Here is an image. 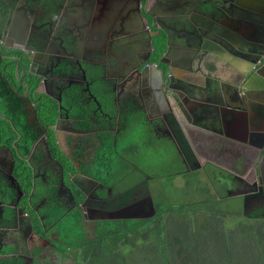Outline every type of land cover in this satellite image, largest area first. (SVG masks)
Returning a JSON list of instances; mask_svg holds the SVG:
<instances>
[{
  "label": "trees",
  "instance_id": "1",
  "mask_svg": "<svg viewBox=\"0 0 264 264\" xmlns=\"http://www.w3.org/2000/svg\"><path fill=\"white\" fill-rule=\"evenodd\" d=\"M153 43L155 49L150 61L156 62L165 48V35L155 36ZM8 68L13 75L14 64ZM93 78L90 90L95 101L87 100L86 94L75 84L65 85L61 93L62 114L77 119L78 129L94 130L91 136L96 146L91 162L85 161L82 144L75 146L70 157L60 150L52 128L59 114L58 103L37 91L36 77L25 78L26 97L35 108L37 121L45 128L49 154L60 163L62 180L74 197L75 208L64 216L65 209L57 199V176L48 168L44 174L48 178L45 183L41 178H33V167L44 157L42 150L37 147L29 161L24 158L36 138L25 111L20 108L26 85L19 90L7 91L0 81V145L9 148L13 156L12 175L22 193L18 203L30 214L35 233L47 236L49 249L55 252V257L50 259L46 255L40 256L42 248H35L31 264H264V215H242L240 198L227 196L228 173L210 165L190 172L178 165L176 176L182 177L187 191L195 198L174 202L162 191L167 183L160 182L158 187H152L154 174L146 170L145 173L151 176L147 177L152 189L154 215L100 220L94 222L91 229L86 228L78 206L83 195L69 180L70 176L80 172L92 177L103 185L101 195L107 187L112 188L113 193L122 192L146 177L136 170L129 155L133 157L143 145L155 148L165 141L157 138L143 122L142 114L131 107L120 114L118 129L114 131L117 111L113 91L98 79L97 74ZM138 140H141L139 144ZM165 142L169 151L174 150ZM172 152L171 156L179 161L175 150ZM198 173L203 175L202 179ZM168 179L172 176H167ZM14 197L15 189L0 174V202L8 204ZM235 199L238 201L234 207H220ZM40 200L38 209H32ZM5 211V217L10 218L12 209ZM53 232L55 236L49 238ZM0 264H22V260L14 256L3 258Z\"/></svg>",
  "mask_w": 264,
  "mask_h": 264
},
{
  "label": "flooded vegetation",
  "instance_id": "2",
  "mask_svg": "<svg viewBox=\"0 0 264 264\" xmlns=\"http://www.w3.org/2000/svg\"><path fill=\"white\" fill-rule=\"evenodd\" d=\"M101 1L105 2L101 3ZM136 8H139L141 13L137 12ZM145 12L155 14L156 18L170 27V36L159 29L161 24L158 22L153 23L151 17ZM77 20H80L81 24H84L85 21L89 22L87 30L81 35L84 40H79L74 32L73 27ZM181 20L185 23H181ZM221 21H224V24L228 23V28L224 27L223 30L216 31V26L222 24ZM236 21L241 22V24L238 23V25H242L240 29L237 27ZM98 22H112L110 28H106L107 38L108 35H113L117 40L108 47L106 44L107 39L104 44V51L110 53L112 60L113 58L117 60L115 62L117 67L122 70L118 74V78H122L120 81L130 80L134 84L137 82V85L139 84V94H144L145 90L149 89L144 85L146 83L143 75L150 72L152 75L149 83L151 90L159 97L164 95L163 91L164 88L166 89L165 85L168 82L166 83L162 77L164 83L161 85L160 74L164 75L165 71L161 67L162 63L159 62V59L166 58L162 56L165 53L166 46L156 62L150 61L155 49L153 38L162 33L165 35V41L167 38L170 40L175 32L184 34V37L189 40L194 38L191 32L199 35L202 40L207 38L214 40L217 37L229 39L230 33L232 31L236 32L238 28L237 32L240 31V33L234 32L233 35H237V38L248 42L245 54H248V58H254L251 59L252 61H258L259 65L264 63V0H160V2L145 0L139 6L133 0H0V81L5 84L7 91L19 90L21 86L26 85V91L21 94L23 99L20 108L23 111L27 107V103L24 101L28 88L25 82L26 77L33 76L38 79V92L45 93L56 101L59 94L60 103L57 102L58 109L60 106L59 114L63 118L66 116L68 120H65V118L60 120L58 130L54 131L55 137L57 138L56 133L59 131L69 136L68 149L63 152L69 157L77 144L84 145L83 156L86 162H91L90 160L93 159V150L96 146L91 142L93 128L80 130L76 127L77 119L62 114L61 93L65 85L73 84L79 85L83 91V84L86 92L94 98L90 87L94 81L93 77L96 71L95 68H92L91 72L88 69L94 67L96 58L91 55L85 58L91 61V65H89L86 63L87 61L82 62V56H79V53L98 45V34H96V24ZM250 22L255 23L257 27L254 29ZM246 23L251 27L247 26L246 28ZM153 24L157 28L152 27ZM250 28L256 30L253 36L255 40L253 39V41L251 36L245 37L247 33H250ZM230 30L231 32H229ZM220 44L227 48L230 43L226 41ZM231 45L233 46V44ZM12 49H16L17 52L11 51ZM22 52L25 53V57L21 55ZM13 61H20V64ZM10 64H14L13 75L10 74L8 68ZM88 66L90 67L88 68ZM50 69L52 70L50 71ZM35 72L44 73L46 77L38 76L34 74ZM82 72H84L85 79L82 77ZM67 75L69 77L74 76V79L67 78ZM139 75L143 77L138 79ZM5 80L8 81V86L11 89L8 88ZM47 80L55 81L53 92L44 88ZM16 81L17 83H15ZM113 100L116 103L115 108L117 111L115 120L119 124L120 114L131 106L118 102V97L115 94ZM131 108L135 109L136 107L132 106ZM59 114L56 120L59 118ZM26 118L28 119L27 113ZM38 124L43 127L39 122ZM37 126L35 125V127ZM31 128L35 131L34 127ZM251 133L249 128V134ZM36 138L29 149V153L24 156L28 161L37 147L43 152V146L36 141ZM83 141H86V143ZM233 142L237 143L238 146L234 145V147L237 148L236 150H240L242 158L230 162V166L223 169L229 175L227 176L228 187L226 192L229 197L240 198L241 211L244 212L249 207L254 208L264 205V131L255 136L241 133L239 137H233ZM5 148L7 147L0 145V174L12 186L6 176L10 160L5 153ZM233 154L235 152H232ZM43 155L42 162L33 167V178H41L45 183L48 178L44 174L48 168L57 176V199L65 209L62 215L64 216L75 208L72 191L62 180L60 163L51 156L52 159L47 158L44 152ZM74 164L77 165V162ZM72 177L80 180L82 186L88 191V200L85 203L88 205L89 201V207L107 211L114 210L113 208L117 207L115 198H117L119 192L113 193L112 188L107 187L104 194L101 195L103 185L92 177L80 172L72 174L70 179ZM69 193L72 195V200L69 198ZM21 194V190L20 193L15 191V197L11 202L8 204L0 202V260L15 256L21 258L22 264H31L32 252L35 248L44 249L43 241L49 243V247L51 245L47 236H40L32 229L30 214L25 212L18 203ZM82 195L83 198L78 202L81 214L83 213L81 204L86 199L84 193ZM41 203L42 200L32 209L37 210ZM6 208L12 209L10 218L5 217ZM82 219L85 223L93 226L96 221L113 218L84 219L82 216ZM51 234L55 236L56 233ZM54 236L48 235L49 238Z\"/></svg>",
  "mask_w": 264,
  "mask_h": 264
},
{
  "label": "crops",
  "instance_id": "3",
  "mask_svg": "<svg viewBox=\"0 0 264 264\" xmlns=\"http://www.w3.org/2000/svg\"><path fill=\"white\" fill-rule=\"evenodd\" d=\"M221 22V26H216V31L228 26V23ZM81 23L77 20L73 27L76 34L81 29ZM238 23L241 22L236 21L240 29L242 25ZM96 25L99 43L79 53L82 62L87 61L91 65V61L85 58L95 56L96 64L87 69L91 72L95 68L98 79L107 83L113 91V98L115 94L118 102L136 107V111L142 114L143 122L154 131L156 137L173 145L186 171L201 169L205 165L227 169L230 162L242 158L240 150L234 147L238 145L233 142V137H239L241 133L255 136L264 131V63L259 65L258 61L247 59L245 49L248 42L233 35L235 31H229V39H214V44L209 45L206 51L197 49L195 38L189 40L182 33H173L170 49L163 59L166 63L162 65L165 75L171 74L179 88L174 96L167 88L165 95L158 97L149 85L152 76L150 72L143 75L144 85L149 88L144 94L138 93L137 82L135 85L130 80L120 81L122 78H118V74L122 70L117 67V60H112L110 53L104 51L106 28H110L112 22H98ZM239 29L235 33H240L237 32ZM79 40L84 38L81 36ZM207 41L204 39V42ZM226 41L230 44L224 48L220 43ZM143 76L139 75L138 79ZM73 77L67 75V78ZM54 84L55 81L47 80L44 88L53 92ZM82 88L87 100L95 99L90 97L83 84ZM113 104L116 106L114 100ZM116 122L114 131L118 129ZM56 136L60 150L66 152L69 136L60 131ZM91 142L95 144L93 137ZM232 152L235 154L232 155ZM144 179L150 191L148 177L138 183Z\"/></svg>",
  "mask_w": 264,
  "mask_h": 264
},
{
  "label": "water",
  "instance_id": "4",
  "mask_svg": "<svg viewBox=\"0 0 264 264\" xmlns=\"http://www.w3.org/2000/svg\"><path fill=\"white\" fill-rule=\"evenodd\" d=\"M133 1L135 2V4L137 6L141 5V3H142L141 0H133ZM155 1H159L160 2V0H155ZM175 1H177V0H175ZM104 2L105 1H101V3H104ZM136 11L141 13L139 8H136ZM145 13L148 14L151 17V20L153 21V23H156V22L160 23L161 26H159V29H161L167 35L170 36V33H169V31H170L169 28L170 27L166 26L163 21H161L160 19L156 18L155 14L150 13V12L149 13L145 12ZM250 23H251V26L254 27V29H255V27H257L255 25V23H252V22H250ZM80 25H81V27H80L81 29L77 31V36L79 38H81V35H83L85 33V30H87V28L89 26V22L85 21L84 24H80ZM245 25H246V28H247V26L251 27L248 23H246ZM152 27L157 28V26L155 24H153ZM255 31L256 30H251V28H250V33H247L245 35V37H250L251 36V40L253 41V39H254L253 36L255 34ZM191 34H193L194 38L197 40L196 43H195V46L197 47V49H201L202 51H206V49L209 48V45H211L214 42V40H211V39L207 38L210 41H207L206 44H205L204 40H202V38L199 35H197L194 32H191ZM107 39H108V41L106 42V44H107L108 47H110L117 40L116 37H113V35H108ZM60 45H61V43H60ZM165 46H166L165 53H163L162 56L166 57L167 56V52L170 49V40H169V38L166 39ZM61 47H62V45H61ZM11 51L17 52L16 49H12ZM21 55L23 57H25V53L22 52ZM255 58L257 59V57H255ZM247 59L252 61L254 58L252 59V57H249ZM13 62L16 63V64H20V61H13ZM159 62L160 63H166L165 61H163V59H159ZM167 65L169 66L170 64L167 63ZM51 70L52 69H50V71ZM82 73H83L82 77L85 79L84 72H82ZM34 74H36L38 76H41L43 78L46 77V75L44 73H41V72L40 73L39 72H35ZM162 77L165 79L166 83L168 82V84L165 85L166 89L167 88L170 89L172 91L173 96H174L175 93L178 92L177 91V88H179L178 85H176L174 83V80L172 79L171 74L170 75H168V74L162 75V73L160 74V78H161V82H162L161 85L164 83ZM5 83L8 86V81L5 80ZM8 88L11 89V87H9V86H8ZM162 90H163V88H162ZM163 92H164V95H165V88H164ZM24 101H25V103H27V107L25 109V112L28 115V119H27L28 123H29V125L31 127L35 128V131H36V134H37L36 141L39 142L40 144H42L43 152L45 153L46 157L47 158H51L49 153H48V148H47L45 137H44L45 130H44L43 127L39 126L37 118H36V114H35V109L32 106V104L28 101V99L26 97H24ZM57 102L60 103V95L59 94H58V97H57ZM59 109H60V106H59ZM64 118H65V120H68V118L66 116ZM64 118L61 117V115L59 114V118L55 121V123L53 125V130L54 131L58 130V124H59L60 120H62ZM35 125H38L39 127L38 126L35 127ZM5 153L7 154V156L9 157V160H10L9 168H8L7 173H6L7 179L9 181V183L12 185V187H14L16 193H20L18 184H17L15 178L11 175V169H12V165H13L12 164L13 163L12 153H11V151L8 148H5ZM54 162L57 163L55 160H54ZM59 169H60V166H59ZM70 181L82 193H84V195L86 196V199L81 204V207L83 209L82 216H83L84 219H103V218L139 219V218H148V217H151L152 215L155 214V207H154L152 195H151V193L149 191L146 179H144L143 181H141L139 183H136L135 185L131 186L130 188L120 192L117 195V198H115L116 199L115 202L117 203V207L113 208L114 210H111V211L102 210V209L98 210V208L89 207V201H88V205L85 203L88 200V197H87L88 191L82 186V183L80 182V180H77L76 178L72 177L70 179ZM69 198H70V200L73 199L72 195L70 193H69Z\"/></svg>",
  "mask_w": 264,
  "mask_h": 264
},
{
  "label": "rangeland",
  "instance_id": "5",
  "mask_svg": "<svg viewBox=\"0 0 264 264\" xmlns=\"http://www.w3.org/2000/svg\"><path fill=\"white\" fill-rule=\"evenodd\" d=\"M141 139V138H138ZM137 141V140H136ZM138 140V144H139ZM173 146V145H172ZM164 147V148H163ZM167 144L164 141V143L161 142V144H157L155 148H151L148 145H143V147L140 148V150L138 152H136V154H133V157H131V155H129V158H133L134 160V164L136 165V170H139L140 172H142V174L144 176H148L151 177L150 175H147L145 172L147 171H152L153 177V183H152V187L157 186L161 183L166 185L163 186V193L170 198L169 200L171 202H174L178 200H190V199H194V194L190 193L187 191V186H185V182L183 181L182 177H180L179 175L176 176V170L178 165H181L180 159L175 160L173 156H171L172 154H174L173 149H171V151H169L167 148ZM134 165V166H135ZM150 166V167H149ZM146 174V175H145ZM199 175V173H198ZM172 176V179H168L166 180V177ZM199 178H203V175H199ZM208 186H209V181L206 179L204 180ZM196 186L193 185V188L196 190L195 188ZM151 189V188H150ZM152 190V189H151ZM199 190V189H198ZM189 194V195H188ZM186 195H188L187 197H185ZM236 201L238 200H231L228 201L226 203H224V205H220V207H234L236 204ZM242 215L246 216V217H260L264 215V205H260V206H256V207H249L247 208L244 212H242ZM200 223V221H199ZM86 228L89 230L92 228V224L86 223ZM49 236H54V234H49ZM32 240V237H31ZM33 241V240H32ZM31 241V242H32ZM40 244V243H39ZM43 247H45L42 251V253L40 254V256L46 255L48 256V258L53 259V257H55V252L51 249H49V243L44 242L43 241ZM48 247V248H46ZM213 259H215L214 257H212ZM60 261H62L60 259Z\"/></svg>",
  "mask_w": 264,
  "mask_h": 264
}]
</instances>
